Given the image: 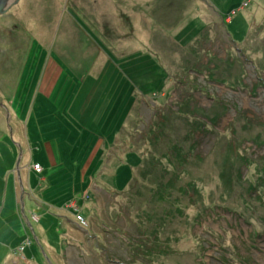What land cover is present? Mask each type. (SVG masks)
I'll list each match as a JSON object with an SVG mask.
<instances>
[{
  "label": "rangeland",
  "instance_id": "374dc122",
  "mask_svg": "<svg viewBox=\"0 0 264 264\" xmlns=\"http://www.w3.org/2000/svg\"><path fill=\"white\" fill-rule=\"evenodd\" d=\"M247 1L26 0L0 15V264H264V0ZM56 140L83 169L105 149L86 228L30 212L42 177L26 164Z\"/></svg>",
  "mask_w": 264,
  "mask_h": 264
},
{
  "label": "crops",
  "instance_id": "0c3cea01",
  "mask_svg": "<svg viewBox=\"0 0 264 264\" xmlns=\"http://www.w3.org/2000/svg\"><path fill=\"white\" fill-rule=\"evenodd\" d=\"M228 20H230V18H228ZM103 51L106 54H103L102 53ZM96 55L97 58H113V57H109L111 56L110 53H107L105 49L101 50V48H98V53ZM105 63H106V59H105ZM162 94H166L165 91H163L161 95ZM154 97H156L157 99L158 96H154ZM45 106L46 105L41 104L37 109L39 112L38 115L42 117L44 122L49 117V115L47 116L43 115L45 113L44 110ZM102 107L103 106L98 107L99 109L97 111L95 109L92 112L91 116L89 117L88 121H91L93 117L97 118V115L99 111H101ZM51 145L52 147L50 145H46V149H47L46 156L48 159V163L44 164L41 161L36 162L41 164L43 170L40 172L42 177L41 183L36 182V185L37 184L38 185L36 186L33 192L36 197L40 198L41 204L44 206L41 207L42 210H39L40 212H42V214L39 215L32 209L33 203L31 201L29 204V208L31 209L30 212L33 214V217L36 220H40V218H46L48 217V212H52L54 213L53 222H56L58 218L59 219L58 222L61 224L65 223L66 221H69L72 224H78V226H80L79 223L75 220L74 216L76 212L81 213V209L83 207H86L87 200L90 198V193H91V189H89V187L92 186V188H95L96 191L100 190L99 181H97L95 178L97 176L96 174L98 173L101 174L102 170L100 168L103 166L104 157L103 156L97 157V156L99 151H104L105 149L102 147L100 143L96 142L95 153L90 157L88 166H86L83 169L82 167L83 154L81 152H76L78 153L77 156L74 150L69 151V149L63 147L62 143L58 142L57 140L55 142H52ZM51 148H53V150L55 151L56 153L55 156L57 160H54L52 158ZM26 165L29 166V167L27 166L28 167L27 169L30 170V173H32L33 171L35 172L31 164H26ZM9 170L10 171L8 172L9 173L8 179L10 178L12 171L15 172V169L13 170V167H11ZM38 176L39 175L36 174V177ZM46 181H49V183H46ZM27 186H29V183ZM28 188L30 189V187ZM85 188L88 189L84 190ZM70 203L76 204L77 208L75 206H71ZM35 209L37 208L35 207ZM63 211H67L68 213L72 211L73 218L66 219L65 221H63L61 219L62 217L61 214L64 213ZM40 232L43 233L44 229L43 228L40 229ZM84 233L87 234V231H84ZM89 236H90L89 238H91V235ZM25 251H26V246L23 251H21L19 248L21 259H26L24 254ZM75 251L79 252L78 250ZM48 254L52 258L53 260L52 264H53L55 254L53 252H48ZM69 256L70 253L68 252V254H66V264L71 263L69 260Z\"/></svg>",
  "mask_w": 264,
  "mask_h": 264
},
{
  "label": "built area",
  "instance_id": "2783aa9c",
  "mask_svg": "<svg viewBox=\"0 0 264 264\" xmlns=\"http://www.w3.org/2000/svg\"><path fill=\"white\" fill-rule=\"evenodd\" d=\"M252 0H248L247 2L244 3V6H247ZM33 168L37 171V172H41L43 170V167L41 166V164L39 163H36L34 164ZM71 206H75L77 208V205L76 204H73V203H70ZM75 220L79 223V225L83 228H86L89 226L87 220L84 218V216L79 213V212H76V215H75ZM26 244H23L20 246V250L23 251L24 248H25Z\"/></svg>",
  "mask_w": 264,
  "mask_h": 264
},
{
  "label": "trees",
  "instance_id": "16d2710c",
  "mask_svg": "<svg viewBox=\"0 0 264 264\" xmlns=\"http://www.w3.org/2000/svg\"><path fill=\"white\" fill-rule=\"evenodd\" d=\"M181 99L182 100H175L174 102H176V101H183L184 102V100H185V97L184 98H182L181 97ZM173 102V103H174ZM172 103V104H173ZM185 103H188V102H186L185 101ZM189 104V103H188ZM145 106H152V104L150 103V102H148V103H143V104H140V105H138V107H137V113H138V117H141V115H140V112H142V111H144V109H145V111H146V108H145ZM141 107V108H140ZM142 107H143V110H142ZM175 111V110H174ZM142 118V117H141ZM161 133V135H163V129H161L160 131H159V134ZM160 139H162V138H157V136L155 135V136H152L150 139H147L148 140V142L150 143H155L156 145L158 144V142H160L159 140Z\"/></svg>",
  "mask_w": 264,
  "mask_h": 264
},
{
  "label": "water",
  "instance_id": "95a60500",
  "mask_svg": "<svg viewBox=\"0 0 264 264\" xmlns=\"http://www.w3.org/2000/svg\"><path fill=\"white\" fill-rule=\"evenodd\" d=\"M20 0H0V14H4L10 7Z\"/></svg>",
  "mask_w": 264,
  "mask_h": 264
},
{
  "label": "flooded vegetation",
  "instance_id": "af4514ba",
  "mask_svg": "<svg viewBox=\"0 0 264 264\" xmlns=\"http://www.w3.org/2000/svg\"><path fill=\"white\" fill-rule=\"evenodd\" d=\"M23 1H26V0H20L18 3H16V4L13 5L12 7H10V8H9L4 14L9 13L10 11H12V9H13L14 7H16L17 5L21 4ZM0 15H2V14H0ZM115 262H118V263H119L118 260H115Z\"/></svg>",
  "mask_w": 264,
  "mask_h": 264
}]
</instances>
